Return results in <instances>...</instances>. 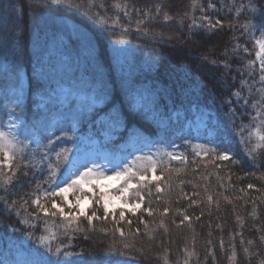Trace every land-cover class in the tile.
<instances>
[{
    "label": "trees",
    "instance_id": "1",
    "mask_svg": "<svg viewBox=\"0 0 264 264\" xmlns=\"http://www.w3.org/2000/svg\"><path fill=\"white\" fill-rule=\"evenodd\" d=\"M100 2L96 0L97 5ZM125 2L129 5L130 20L112 6L113 0H103L106 12L99 7L90 10L86 7L87 0H65L59 5L51 4L50 0H0V89L8 102L2 109L5 115L10 108L17 110L25 118L23 130L25 126L35 129L40 148L36 143H29L37 153L36 158L39 159V151L47 143L48 135L62 137L57 150L66 148L67 155L58 163L53 159L59 176L74 148L83 143L79 135L90 132L96 119L104 115L123 128L113 130L118 138L106 145L102 143L103 147L115 148L118 143L137 136L140 148L135 152L130 148L123 150V167L135 162V168H143L149 163L148 157L157 164L155 173H141L146 176V186L140 190L142 201L134 195L138 185L136 180L132 181L127 200L141 206L135 211L122 209L124 220H120L121 211L114 212L118 225L112 219L113 212H108L106 221L94 219L92 226L82 216L78 224L84 231L63 235L61 217L41 214L40 219H36L30 215L35 211L30 202L26 211L18 209L21 215L16 211L9 215L0 202V258H9L12 264L16 259L24 264L42 259L40 254L47 253L39 238L48 235L46 219L48 228L57 233L59 241L66 244L72 239L66 251L73 255L61 259L74 264H115L117 261L164 264L163 255H167L169 264H183L187 258L185 248L195 253L189 264H260L264 260V241L260 240L264 236V151L255 159L247 155V150L257 141L255 137L247 140L250 128L244 129L243 137L240 133L255 110L245 109L242 101L237 106L235 102L225 104L224 100L247 76L246 72L242 76L237 68L243 69L248 61H255L254 36L261 32L256 27L245 31L242 25L249 22L258 25L255 17L264 0H200L204 15L213 22L223 21V26L211 33L203 29L189 31L191 17L198 23L202 20V12L191 9V0H119L121 4ZM69 3L80 7H68ZM249 3L254 4L255 12L247 7ZM209 4L215 8H210ZM156 5L161 6L159 14ZM133 9H151L152 16L146 17L143 11ZM96 12L110 18L109 25L99 23L94 18ZM165 12L173 16V20L165 21ZM185 12L189 16L181 25L179 19ZM115 16L120 17L121 24L127 25V34L118 26L112 30L111 18ZM137 20L143 21L140 31H137ZM249 32L253 35L249 36ZM121 39L129 43H117ZM182 40L185 42L181 43ZM237 44L242 47L234 54L231 49ZM225 49L229 50L227 58L232 66L228 73L231 90H224L214 82L224 73L223 66L208 65L200 59L207 55L223 60ZM255 67L258 69L257 63ZM22 71L27 73L29 85L25 102L18 106L13 104L11 91L19 84ZM232 76L236 77L235 82ZM255 78L259 79L258 73ZM61 82H76L80 92L103 93L105 102L92 112L80 109L74 99L64 104L55 93ZM135 91L141 95L137 110L132 108L131 99ZM242 92L247 94L246 89ZM38 94L45 98L39 100ZM256 98L250 97L249 103ZM201 108L210 111L207 117L215 131L213 141H201L186 127L187 119L194 117V109ZM230 108L235 109V116L231 115ZM177 111L180 113L175 115ZM75 124L80 127L77 132L72 129ZM61 130L67 133L66 137ZM208 148H216L217 152L205 155ZM225 150L230 152L232 160L215 159ZM172 156L180 159H172ZM107 160L97 156L94 165L104 172ZM153 176L161 177L160 181L152 179ZM29 177L30 182L23 186L17 183L10 188L14 194L8 195L9 202H21V197L29 199L25 194L31 192L37 182L46 180L48 171L34 174L30 171ZM101 177L92 183L86 181L90 189L82 185L81 200L91 199L88 215L93 210L98 217L104 215L101 206L104 193L98 186ZM157 183L162 189L160 192H157ZM123 184L121 179L110 192L119 194L116 189ZM249 184L254 187L249 188ZM44 188L51 190L48 184H44ZM4 195L0 190V196ZM67 200L75 204L71 192ZM57 203L61 201L58 199ZM147 208L153 209L151 216L144 211ZM164 208L169 211L162 215ZM184 215L190 220L181 224ZM24 219L29 223H23ZM129 220L131 225L127 223ZM161 220L166 229L160 226ZM142 221L148 222L147 229ZM115 227L123 228L125 237L112 231ZM102 228L109 231L102 232ZM137 228L139 233H136ZM129 232L135 236L127 235ZM124 243H132L134 247L126 250ZM233 246L235 260L232 259ZM139 248L144 249V255L137 252ZM245 248L248 253L244 252Z\"/></svg>",
    "mask_w": 264,
    "mask_h": 264
},
{
    "label": "snow or ice",
    "instance_id": "2",
    "mask_svg": "<svg viewBox=\"0 0 264 264\" xmlns=\"http://www.w3.org/2000/svg\"><path fill=\"white\" fill-rule=\"evenodd\" d=\"M64 2L65 0H50L51 4L57 5ZM67 6L76 8L80 7V5L78 4L73 5L70 3ZM112 6L122 12L123 15L129 20L131 19V16L129 14V5L127 4V2L121 4L119 3V0H113ZM86 7H88L90 10L92 8L99 7L101 9H104L105 12L107 11L103 0H101L99 5L96 4V0H87ZM154 7L156 13L159 14L161 12V6L156 5ZM190 7L193 10H200L202 12V20L199 23L197 22L195 17H191V24L189 25L190 32L194 30L198 32L199 30L203 29L206 30L208 33H211L213 30L223 26V21L217 19L215 20V22H213L212 18L203 14L204 8L200 0H191ZM209 7L214 9L215 5L209 4ZM247 7L251 8L254 12L256 11L253 3H249ZM133 10L136 12L143 11L146 17L152 16L151 9ZM237 13L239 14V9L237 10ZM188 16L189 14L185 12L184 17L179 19V23L183 25L184 19ZM94 18L98 20V22L101 24L109 25L110 18L106 16H101L99 12H96L94 14ZM163 19L165 21H171L173 20V16L165 12L163 14ZM255 19L258 21V25H252L249 22L247 24L242 25V27L245 29V31H248L252 27H256L257 31H260L261 34L264 35V3L260 4L259 15L256 16ZM142 23V20L136 21L137 31H140L139 26ZM111 26L112 30H114L115 27L118 26L124 31V34H127V25L120 23L119 16L111 18ZM144 31L145 34H147V29H145ZM252 35L253 33L249 32V36ZM161 38H163L162 34ZM168 39L172 40L173 37H168ZM187 39H191V37H188ZM180 42L183 43L185 41L182 40ZM117 43L126 44L129 43V41L121 39L118 40ZM255 44L259 47V51L256 52V56L259 60L258 69L255 67L256 61H248L244 65L243 69L237 68V72H239L242 76L246 72L247 76L244 79L240 80V87L235 90H231V86L228 85V73L231 71L232 67L227 58L229 52L228 49H225V51L222 53V55L226 57L223 60L209 58V56L207 55H202L200 57L201 61L205 64L212 65L215 67L223 66L224 73L221 74L219 77L215 78L214 82L219 84L224 90H231V96L224 100L225 104L231 105L233 102H235L237 106H240V102L242 101L245 109L251 107L255 110V115L251 117V121L249 122V124L244 125L240 129L242 137L245 128L251 129L248 132L247 140L250 141L253 137L256 138V144L253 145L251 149L247 150V155L253 157V159H255L256 155H258L261 151H264V40L257 39L255 40ZM241 47V45L237 44L234 48L231 49L232 53H237ZM244 51L247 52L248 49L244 48ZM257 73L259 74V79L255 78ZM249 78H251V80H249ZM231 79L233 82H235L236 77L232 76ZM257 84H259L260 87H256ZM242 89L247 90L246 95L244 94V92H242ZM250 97L258 98L253 99L250 104ZM230 113L232 116H235V109L230 108ZM61 131L63 137H66L67 133H64L63 130ZM21 136H24V139H21ZM46 138L47 143L43 145L42 149H40L39 159H37V153L30 148L29 143V141H31L32 143H36L37 147L40 148L39 138H37L34 128L25 126L24 130L20 131V126L12 124L11 122L9 123V125L0 127V190H3L5 192L4 196H0V202H3L5 206V211L9 215L12 211H16L17 215H21L18 209L24 208L26 211L30 202L31 206H34L35 208V211H33L30 215L36 219H40L41 214H43L44 217H48L49 215L53 218L57 216L61 217L64 221L63 235H68L70 231H84V229H81L78 224V221L82 216L86 218L90 226H92V222L94 219L106 221L108 219L109 214L107 201H105L101 205L104 212V215L102 217L97 216L96 210H93L91 215H88V213L84 210L80 203L81 195L84 194V188L82 187V185L86 181L88 183H92L94 179H99L101 176L104 175V172H102L95 165H93L92 167L82 165L83 171H80L79 167H77V170L75 172H71V174L65 179L57 180L59 168L53 164V159H55V161L58 163L61 160L62 156L66 157L68 150L66 148H61L59 149V151L57 150L59 142H63L62 137H55L54 134H50ZM242 142L244 141L242 140ZM216 152V148H208L205 151V155H207L208 153L215 154ZM197 155H199V153H197ZM171 158L180 159L179 156H172ZM215 159H218L220 161H230L232 160V155L228 150H225L220 152L219 155L215 156ZM147 160L149 161V163L143 168H135V162H133L132 166L123 167L120 171L113 170L114 176L117 179H122L124 181V184L116 189L119 195L126 197L127 193L129 192V189L133 188L132 181L136 180L138 187L136 188L134 195L141 201L143 200V197L140 195V190L142 187L146 186L144 183L146 181V176L142 175L141 173H146L148 171L155 173L157 169L156 161L153 160L152 157H148ZM71 167H75V165H70L69 168ZM45 169H47L48 171V178L43 182H37L33 190L25 194L29 197V199H24L23 197H21V202H18L16 200H12L11 202H9L8 195L14 194L10 192V188L14 184L19 183L21 186H23L25 182H30V171L34 174L35 171L43 172ZM152 179H155L159 182L161 177L153 176ZM148 182L150 183L151 181ZM44 184H48V188L51 190L44 188ZM248 187L253 188L254 185L249 184ZM160 191H162V189L159 187V183H157V192ZM70 192L75 198V204H71L67 200V196ZM106 195V193L102 194L101 198L103 199V196ZM58 199L61 201V204L64 205L63 207H61V204L57 203ZM225 199H227V197H225ZM208 201H212L211 195L208 196ZM192 203H196V201H192ZM65 208H68L67 212H65ZM139 208L140 204L137 203L134 205L132 211L138 210ZM73 209H75V211H73ZM144 211L147 212L149 216L153 214V209L151 208H147ZM168 211V208H164L162 215L167 214ZM124 218V212L121 211L120 220H124ZM112 219L117 225L119 224V221L116 220L115 213L112 214ZM197 219H199V217H197ZM188 220H190V218L187 215H184V219L181 220L180 223L183 224L185 221ZM142 222L144 223L145 229H147L148 222ZM23 223H29V221L27 219H24ZM127 223L131 225L132 221L129 220L127 221ZM159 223L160 226H163L166 229V225L164 224L163 220H161ZM45 227L48 230V235L41 236L39 240L45 246L47 254L41 253L40 255L42 259L34 261L33 264H74V262L61 259V257H68L73 255V253L66 251V248L72 245V239L70 238L66 244L59 241L57 233L52 229L48 228V222L46 219ZM101 231L108 232L109 229L102 228ZM112 231L119 232L121 237H125L126 235L123 228L115 227ZM139 232L140 229L137 228L136 233ZM127 235L133 237L135 236V234L131 232H129ZM260 240L264 241V236H261ZM54 241L56 242L55 247L53 246ZM209 243H211V241H209ZM220 243L222 246L223 240H221ZM249 243H252V241H249ZM133 247L134 244L132 243L123 244V248L126 250L132 249ZM184 251L185 253H187V258L183 260V264H189V260L193 255H195V253L189 252L187 248H185ZM137 252L140 255H144L143 248L137 249ZM244 252L248 253V249L245 248ZM124 254L126 255L127 253L125 252ZM212 255L214 257V253H212ZM162 258L164 260V264H169L167 255H163ZM232 259H236V252L234 246ZM117 264H128V262L117 261ZM260 264H264V260H261Z\"/></svg>",
    "mask_w": 264,
    "mask_h": 264
},
{
    "label": "rangeland",
    "instance_id": "3",
    "mask_svg": "<svg viewBox=\"0 0 264 264\" xmlns=\"http://www.w3.org/2000/svg\"><path fill=\"white\" fill-rule=\"evenodd\" d=\"M255 40L261 39L264 40V35L261 33L256 34ZM256 45V44H255ZM256 49L258 52L259 47L256 45ZM255 61L259 66V60L255 54ZM28 75L25 71H22L20 76L19 84L14 87L11 91V95L13 96V104H23L26 100V93L28 91ZM56 95L60 98V102L64 104H68L70 100H75L77 106L80 109H84L87 112H92L97 106H101L105 102V95L103 93L99 92H80L78 89V84L76 82L69 83V82H61L56 87ZM39 100L44 99L45 97L42 94L37 95ZM132 99V108L137 110L140 108L141 105V95L138 92H134L131 96ZM7 100L6 98H3L0 90V127L9 125L11 122L12 124H16L20 126V131L23 130V125L25 122L24 117L17 112V110L10 108L8 111H5L2 109V105L5 107L7 106ZM194 117L187 119L186 126L187 128H190L193 134L198 136L201 141L205 140L208 142V140L213 141L215 131L213 130L212 126L209 124L208 121V114L210 113L208 109H195L194 111ZM102 124H104V127L101 128ZM96 129L92 130L90 133H88L84 139V144L76 149V152L71 156L70 163L68 167L66 168L63 176L59 180L65 179L67 176L71 174V172H75L77 170V167H79L80 171H83L82 165H87L88 167L93 166V161L97 155H101L103 157H107L108 161L106 162V169L104 170V175L98 182V186L100 187L101 192L104 194L106 193V196H103V203L107 201L108 206V212H117L124 210H132L134 208V205H132L127 200L126 197L121 196L119 194L111 193L110 191L115 188L121 179H117L114 174L113 170L120 171L122 170L123 166L120 162L122 157V149H125L126 147H131L132 149H138L139 143L137 142L136 137H132L129 142L127 143H120L117 145L118 147L115 148L113 151H107V150H98V144H99V137L96 135V133H100L102 135V139L104 141H109L111 137L116 138L117 135H112V131L115 129H120L121 126L119 124H116L114 120L109 119L108 117L101 116L96 119ZM79 128L78 126H74L73 130L77 131ZM97 131V132H96ZM21 139H24V136L20 137ZM30 142V141H29ZM70 165H75V167L69 168ZM85 186H87L90 189V186L87 184V182L84 183ZM62 186V185H61ZM81 206L84 208V210L87 212L90 205H91V199L85 198L80 200ZM64 205H61L63 207ZM141 206V205H140ZM65 211L67 212V209L65 208ZM75 211V209H73ZM23 262L16 259L14 261V264H22ZM0 264H12L11 260L7 258H0ZM135 264V263H132Z\"/></svg>",
    "mask_w": 264,
    "mask_h": 264
}]
</instances>
